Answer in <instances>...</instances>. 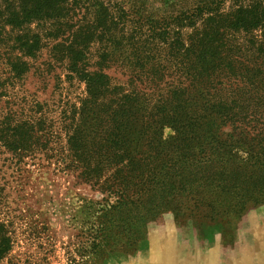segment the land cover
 <instances>
[{"label":"trees","instance_id":"obj_1","mask_svg":"<svg viewBox=\"0 0 264 264\" xmlns=\"http://www.w3.org/2000/svg\"><path fill=\"white\" fill-rule=\"evenodd\" d=\"M225 1L165 19L140 0L119 16L103 0H0V174L43 155L125 205L180 163L241 152L264 172V0ZM30 73L51 105L19 97ZM11 249L0 236V258Z\"/></svg>","mask_w":264,"mask_h":264},{"label":"rangeland","instance_id":"obj_2","mask_svg":"<svg viewBox=\"0 0 264 264\" xmlns=\"http://www.w3.org/2000/svg\"><path fill=\"white\" fill-rule=\"evenodd\" d=\"M103 1L119 16L134 0ZM140 1L149 15L168 19L202 0ZM16 90L50 105L56 96L32 73ZM42 157L0 174V236L12 245L0 264H264V172L247 167L244 153L180 163L125 205Z\"/></svg>","mask_w":264,"mask_h":264}]
</instances>
